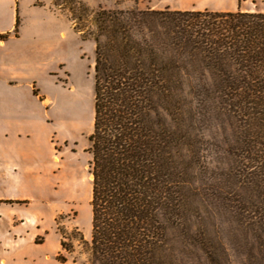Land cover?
<instances>
[{"label": "trees", "instance_id": "16d2710c", "mask_svg": "<svg viewBox=\"0 0 264 264\" xmlns=\"http://www.w3.org/2000/svg\"><path fill=\"white\" fill-rule=\"evenodd\" d=\"M73 1L96 42L90 264H264V11Z\"/></svg>", "mask_w": 264, "mask_h": 264}, {"label": "rangeland", "instance_id": "374dc122", "mask_svg": "<svg viewBox=\"0 0 264 264\" xmlns=\"http://www.w3.org/2000/svg\"><path fill=\"white\" fill-rule=\"evenodd\" d=\"M78 2L86 4L90 10L103 6L220 11L241 9L243 5V0H74L73 5L79 6ZM255 2H250L248 7L264 8V0ZM20 5L27 10L26 16L30 21L43 25L35 30L39 32L36 35H46V39L51 41L56 40L58 35L65 38L66 62L52 79L44 78L38 83L46 100L45 118L51 120L45 126L43 140L39 131L34 136L36 148L42 143L46 155L51 154L45 172L46 184L41 185L42 174L38 163L30 165L28 174L23 170L14 174L20 177L18 181H1L2 191L14 197L13 207H4V210L34 222L42 215L46 243L42 248L35 247L30 243L33 232H27L29 237L24 247H31L30 252L49 253L50 264H90L89 243L93 232L90 135L95 117L96 42L85 39L76 28L70 2L68 5H57L55 0H23ZM15 8V1L11 0L5 15L13 14ZM20 12L24 14V10ZM7 21L5 18V24ZM35 90L39 95L37 86ZM34 113L35 120L45 119V112H41L40 106L35 107ZM33 228L37 232V226Z\"/></svg>", "mask_w": 264, "mask_h": 264}, {"label": "crops", "instance_id": "0c3cea01", "mask_svg": "<svg viewBox=\"0 0 264 264\" xmlns=\"http://www.w3.org/2000/svg\"><path fill=\"white\" fill-rule=\"evenodd\" d=\"M13 1L16 4L13 14L5 15L11 0H0V183L18 181L20 177L14 174L21 173L22 170L28 174L30 165L38 163L42 174L41 185H45V172L51 161V154L46 155L42 143L36 148L34 136L39 131L43 140L45 126L51 120L45 118L46 100L38 83L44 78L52 79L65 66L66 42L59 35L52 41L47 40L46 35H36L43 25L34 24V21L28 19L27 10L20 5L23 0ZM255 1L263 0H243L241 10L264 11V8H257L255 5L248 7L250 2L254 4ZM18 5L20 10H24V14L20 12L17 27ZM227 10L229 9L220 11ZM5 18L8 19L7 24ZM36 86L40 91L39 95L36 93ZM37 105L41 107V112H45V119L35 120ZM2 190L3 186L0 184V264H50L49 253L38 251L35 254L29 251L31 247H24L29 237L26 233L30 231L33 232L31 244L38 248L45 245L46 235L43 233L46 231L41 223L44 220L42 215L38 217V225L28 217H20L10 210H4V207H13L14 197ZM34 226H37V232Z\"/></svg>", "mask_w": 264, "mask_h": 264}, {"label": "water", "instance_id": "95a60500", "mask_svg": "<svg viewBox=\"0 0 264 264\" xmlns=\"http://www.w3.org/2000/svg\"><path fill=\"white\" fill-rule=\"evenodd\" d=\"M94 179V175H92V180Z\"/></svg>", "mask_w": 264, "mask_h": 264}]
</instances>
